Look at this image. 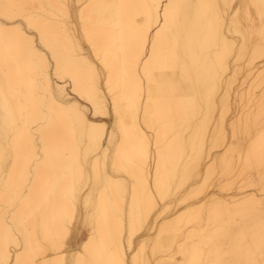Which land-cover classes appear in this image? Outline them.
Instances as JSON below:
<instances>
[{"label":"snow or ice","instance_id":"1","mask_svg":"<svg viewBox=\"0 0 264 264\" xmlns=\"http://www.w3.org/2000/svg\"><path fill=\"white\" fill-rule=\"evenodd\" d=\"M189 7L155 0H0V69L7 71L13 49H23L31 75L17 110H0V175L7 178L23 163L30 176L6 204L0 264H264V95L241 103L237 94L233 106L234 88L221 76L219 55L223 50L239 63L255 50L264 60V0L199 5L216 25L207 41L217 53L210 63L189 55L181 42L165 40L176 10ZM68 47L71 61L64 55ZM2 86H10L7 78ZM178 103L213 137L209 119L221 132L231 107L221 151H235L224 162L227 174L213 175L209 156V172L196 180L198 199L181 201L183 209L198 205L196 230L137 248V214L145 206L154 209L159 226L180 200L173 194V137L167 131ZM184 158L195 175L198 162L186 153ZM226 180L249 185L246 199L259 211L221 227L227 193L217 184ZM4 190L7 197V185ZM25 204L34 224L28 230L16 214Z\"/></svg>","mask_w":264,"mask_h":264},{"label":"bare ground","instance_id":"2","mask_svg":"<svg viewBox=\"0 0 264 264\" xmlns=\"http://www.w3.org/2000/svg\"><path fill=\"white\" fill-rule=\"evenodd\" d=\"M25 2L56 4L59 0H25ZM74 2L81 3L82 0H74ZM87 2L108 5L113 3H147L152 2V0H87ZM155 2L191 6L189 8L176 10V15L173 16L170 21V35L166 36L165 40L167 41L170 39L174 46L176 42H181L189 55L198 54L203 60L210 63L217 53L207 44V41L214 36L216 25L209 10L199 7V5L223 3L225 0H155ZM245 2L257 4L259 0H245ZM100 11L103 13L106 9L101 8ZM101 28L105 30L103 25ZM54 30L55 26H53V31ZM53 37L56 38L55 31L53 32ZM9 39H13V37L10 36ZM64 55L69 61L72 60L73 52L70 47L65 48ZM219 55L222 59L223 68L221 76L226 78V81H231L234 88V91L231 93V102L233 106L237 104V94L242 103L246 102L249 98L258 100L260 95H264V60L256 62L258 58L261 57L255 50L246 57L241 56L239 63L231 58V54L224 56L223 50H221ZM9 57L10 61L7 66V71L0 69V110L15 111L19 106L21 96L27 95L28 82L31 79V75L29 71V57L25 50L13 49L9 53ZM5 78L10 82V86L7 89L2 86V82ZM230 112H232L231 107H229L228 112L225 113V121L221 122V132L216 131V124L212 122V118L209 119L211 131L216 132L215 137H213L209 134L208 126L201 127L200 124L194 123L193 113L187 106L179 103L177 104L175 114L169 122L167 129L168 133H171L173 137V145L168 155V162L175 185L173 194L174 196L180 197V200L175 201V206L177 205L178 207L179 203L185 200L190 194L200 195V186L196 183V180L199 175L209 172V156L211 157L212 174L216 171L221 172V174H227V168L224 166V162L226 160L231 161L232 156L229 155V153L235 151V146L223 151L220 150L218 153H213L212 150L215 147H223L227 139V131L223 129V125L225 122H228L226 114H230ZM216 119H218V117H216ZM228 123L230 126L231 120ZM245 131H247V129H245ZM257 131H259L258 125ZM227 142L231 145L230 140ZM185 153L198 162L197 168L199 171H197L195 175H193L192 169L187 166L188 161L184 158ZM236 159H239L238 154L236 155ZM29 179V173L26 165L23 163L18 164L15 170H10V174L7 178L0 175V222H2L3 214L6 211V204L11 206V202L17 195L23 192L24 186ZM233 182L236 184L235 180H226L223 185L227 187L229 184H233ZM45 183H47L46 177ZM235 184L232 186H235ZM5 185H7L8 188L7 197L4 190ZM224 186L220 189L227 190L225 192L227 195L221 197L224 201V207L219 211V215L222 218L221 227L243 220L254 210L257 212L259 211L257 204L247 201L246 192L249 185L245 184L244 181L240 182L237 188L232 186L230 188H224ZM182 188L184 189L180 191ZM185 189H187V191H185ZM113 191L115 192L116 189H113ZM35 196L36 194L34 193L33 198H35ZM169 207H171V205ZM179 208L180 211H176V208L171 209L175 214L168 216L167 220L162 221L160 234H158L156 240L154 239L155 243L153 247L157 244L162 245V242L168 244L177 240L181 234H184L185 229L189 231L196 230V222L200 215L199 211H197L198 205L192 203L189 209H183L181 206H179ZM153 211L154 209L150 210L148 206H145L142 213L137 214V221L134 226L135 235L138 234L144 226L146 227ZM16 214L18 217V225L22 226L25 230L34 227L33 222L29 219L31 213L27 204L18 209ZM141 214H143V222L140 220ZM165 215H167V213ZM0 226H2V224H0ZM144 238H146V236ZM146 240L148 241V239ZM154 241H151V243Z\"/></svg>","mask_w":264,"mask_h":264},{"label":"rangeland","instance_id":"3","mask_svg":"<svg viewBox=\"0 0 264 264\" xmlns=\"http://www.w3.org/2000/svg\"><path fill=\"white\" fill-rule=\"evenodd\" d=\"M261 60V58H258V60L256 61V62H258V61H260ZM241 103H242V101H241ZM235 105V104H234ZM230 114H231V112H230ZM229 113H227L226 114V117H227V120H228V122H230V119H228V115H230ZM227 122V123H228ZM228 125H229V123H228ZM221 148L222 147H215V148H213V150H212V152L213 153H218L220 150H221ZM219 161V160H218ZM217 172V171H216ZM216 172H214L213 173V175H215L216 174ZM226 182V181H225ZM224 182V183H225ZM240 182H243V181H240ZM240 182H236V184L233 182V184H235V186H232L233 184L231 183V184H229L227 187L226 186H224V185H219V184H217V187L219 188L218 190H220L221 188H223V186H224V188H230L231 186L232 187H234V188H237L239 185H240ZM239 184V185H238ZM249 187V186H248ZM184 188H182L180 191H182ZM180 191H178V192H180ZM221 191H223V192H226L227 190L226 189H222ZM177 192V193H178ZM199 197V195H194V194H190L185 200H183L184 202H188V201H192V200H196L197 198ZM196 198V199H195ZM187 199H189V200H187ZM181 203V202H180ZM179 203V205H178V207L179 206H181V204ZM177 207V205L175 206V207H173V206H171V207H169V210L171 211V209H174V208H176ZM166 213H164V215H165ZM149 221L151 222L150 223V226L148 227V225H149ZM149 221L147 222V224H146V227L144 226V228L138 233V234H136L135 236H134V238H133V245L134 246H136L137 248L142 244V243H144V245H145V247L147 248L148 246L147 245H149V243L150 244H152V246H154L153 244L155 243V241H154V239L156 240V238H157V236H158V234H160V227H161V224H162V221H163V219L160 221V223H159V226L157 225V222H156V219H155V217L153 216V215H151L150 217H149ZM147 228V229H146ZM152 229H157V231H156V236L155 237H153V235H152ZM159 232V233H158ZM146 236V238H144ZM146 239H148V241L146 240ZM150 240V241H149ZM151 241H154V242H152L151 243ZM162 245H164V243L162 242Z\"/></svg>","mask_w":264,"mask_h":264}]
</instances>
